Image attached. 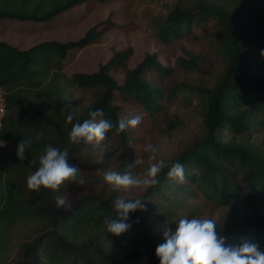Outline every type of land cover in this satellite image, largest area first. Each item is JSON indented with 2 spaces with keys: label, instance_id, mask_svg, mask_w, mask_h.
<instances>
[{
  "label": "trees",
  "instance_id": "16d2710c",
  "mask_svg": "<svg viewBox=\"0 0 264 264\" xmlns=\"http://www.w3.org/2000/svg\"><path fill=\"white\" fill-rule=\"evenodd\" d=\"M105 1L0 0V21H51L81 5L90 12ZM138 26L132 20L117 22L109 14L72 40H44L25 49L0 40V90L5 107L0 140L7 143L0 148V261L7 253L13 257L11 264H133L142 257L148 264H160L156 247L163 242L151 217L176 227L196 211L185 199L202 196L226 205L240 190L249 213L237 216L236 208L228 210L217 231L228 245L237 246L245 239L264 252V213L258 207L264 203V149L251 141L252 135L264 130V0H195L191 7L175 5L163 21L155 23L153 37L161 46L183 43L185 37L218 39L224 67L211 86L185 80L164 86L178 70L209 73L196 52L184 44L183 56L167 58L168 63L159 60L161 50L145 54L130 67L134 52L127 45L113 50L95 71L63 74L69 52L99 43L110 30L128 33ZM112 73L122 75L121 81ZM175 103L199 106L202 116L200 135L166 162L181 163L186 179L177 183L165 168L159 184L138 196L146 211L130 214L132 227L124 235L107 233L104 223L117 215L112 193L102 196L74 183L55 192L28 189L27 177L39 167V156L48 145L67 147L69 163L81 170L84 180H99L101 160L94 154L98 145L70 143L68 112L74 113L73 123H82L92 119L90 111L101 110L103 118L117 127L120 119L141 115L142 123L136 128L118 133L114 127L106 134L128 147L148 140L154 124L175 125L165 117L166 108ZM67 104L71 108L62 111ZM136 132L142 137L130 136ZM225 135L230 137L224 140ZM22 139L31 140L24 161L17 158ZM67 193L73 212L56 208V197ZM176 209L182 210L181 216H176ZM12 224L32 225L30 241L17 239L15 252L9 250L8 226Z\"/></svg>",
  "mask_w": 264,
  "mask_h": 264
},
{
  "label": "rangeland",
  "instance_id": "374dc122",
  "mask_svg": "<svg viewBox=\"0 0 264 264\" xmlns=\"http://www.w3.org/2000/svg\"><path fill=\"white\" fill-rule=\"evenodd\" d=\"M208 2L221 3L222 0H203ZM195 0H106L104 3H98L92 11L86 12L81 5L75 9L61 14L51 21L32 22L16 21L6 19L0 21V40L6 41L21 49L28 48L44 40L66 41L76 39L84 34L86 29L98 21L106 18L109 14L117 22L134 21L139 26L138 29L128 33H122L118 30L106 32L100 39V42L85 47L82 50L69 52L63 61V74L71 75L76 71L92 72L97 69L98 64L106 61L113 50H119L127 45L132 46L133 56L129 61V66L133 67L142 60L145 54L160 52L159 60L168 63L177 56H183V44L186 48L193 50L200 57L201 64L209 69L208 74L200 75L196 72L178 70L170 78L166 79L164 86L173 83L175 80H185L195 84H204L211 86L224 67L223 53L219 48L217 38L211 40L193 41L185 37L182 42H174L169 46H161L153 37L155 23L165 19L167 12L175 5L180 7H191ZM164 49V50H163ZM113 77L121 81L122 75L112 73ZM165 117L176 122L171 128H163L158 124L150 127L148 140H143L139 144H131L128 147H122L116 140L106 135V139L98 145L95 156L100 159L99 180L85 181L84 185H74L84 191L101 192L102 196L112 193L113 198L120 195H127L131 198L140 196L145 190L132 189L128 193L117 190L108 185L104 180V171L110 168L113 171L124 173L129 165H133L137 158L143 159L144 163L132 168L134 175L143 177L151 163L164 160L169 161L172 157L179 155L183 149L189 146L197 138L202 130V116L199 106H186L182 103H175L166 108ZM130 136L141 138V132L131 133ZM225 135L223 139L229 138ZM251 141L254 145L264 149V130L252 135ZM147 144L154 145L157 149L156 159L150 160V152L144 151ZM90 159V157H89ZM177 183H180L176 180ZM176 184V183H175ZM185 202L196 208L193 216L185 217L188 219L202 217L214 219L216 225L221 221L223 215L228 210L237 209V216L248 214L247 203L243 191H239L237 198L226 205L211 202L202 196L194 199H185ZM258 207L264 213V203H258ZM181 209H176V216H181ZM184 217V214H183ZM151 225L161 233V241H164V233L170 229L175 231L176 227L169 226L159 218L151 217ZM25 226V227H24ZM32 225L28 226L12 224L8 226V233L12 236L9 250L16 251V240H29V232H32ZM30 229V231H29ZM37 231V230H36ZM13 257L4 253L0 264H11ZM133 264H148L145 258H140Z\"/></svg>",
  "mask_w": 264,
  "mask_h": 264
},
{
  "label": "clouds",
  "instance_id": "9594fccd",
  "mask_svg": "<svg viewBox=\"0 0 264 264\" xmlns=\"http://www.w3.org/2000/svg\"><path fill=\"white\" fill-rule=\"evenodd\" d=\"M264 56V50L261 51ZM71 108L65 105L62 111ZM91 120L74 121V113L68 112L66 123L72 125L69 132L71 144L82 142L92 145H100L106 139V134L115 127L118 133L125 132L129 127L136 128L142 123L143 117L135 115L128 119H120L118 127L108 119L103 118L101 110L90 111ZM100 117V119H97ZM38 134L37 139L42 137ZM31 145V140L22 139L17 146V158L20 161L26 159V148ZM7 143L0 140V148L6 147ZM145 152H150V160H155L158 149L152 145L144 146ZM69 151L65 147L61 150L52 145L46 146L44 152L39 156V167L27 177V187L31 191L49 189L57 191L61 187H67L70 183L84 185L80 169L69 163ZM35 164L36 161H29ZM144 163L143 159L137 158L133 165L128 166L124 173L113 171L111 168L104 171L106 183L117 190L128 193L132 189L147 190L159 184V177L165 168L170 179H176L183 183L186 179L184 166L179 162L166 163L160 160L151 163L147 173L143 176L134 175L132 168ZM67 195H58L55 199L57 210L73 212V202ZM116 217L104 221L107 233L121 236L130 231L132 225L129 223L131 213L137 210L146 211V205L141 198H131L120 195L113 201ZM175 231L170 229L164 233V241L156 247V256L160 264H264V252L260 251L259 245L242 239L237 246L228 245L227 238L217 231L216 221L209 218H182L176 224Z\"/></svg>",
  "mask_w": 264,
  "mask_h": 264
},
{
  "label": "built area",
  "instance_id": "2783aa9c",
  "mask_svg": "<svg viewBox=\"0 0 264 264\" xmlns=\"http://www.w3.org/2000/svg\"><path fill=\"white\" fill-rule=\"evenodd\" d=\"M4 112H5V107H4V102H3V95L0 90V122L4 116Z\"/></svg>",
  "mask_w": 264,
  "mask_h": 264
}]
</instances>
